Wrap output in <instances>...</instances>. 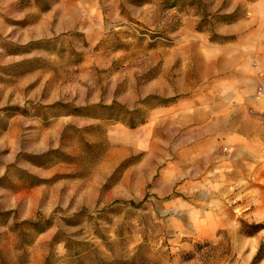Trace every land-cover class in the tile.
<instances>
[{"label":"rangeland","instance_id":"374dc122","mask_svg":"<svg viewBox=\"0 0 264 264\" xmlns=\"http://www.w3.org/2000/svg\"><path fill=\"white\" fill-rule=\"evenodd\" d=\"M253 1L0 0V264H68L64 234L104 264H264L237 195L205 234L159 178L228 105L237 123L239 85L264 91Z\"/></svg>","mask_w":264,"mask_h":264},{"label":"crops","instance_id":"0c3cea01","mask_svg":"<svg viewBox=\"0 0 264 264\" xmlns=\"http://www.w3.org/2000/svg\"><path fill=\"white\" fill-rule=\"evenodd\" d=\"M249 7L251 14L260 12L264 0H255ZM258 46L263 63L259 60L249 73L254 81L262 79L260 84L264 86V36ZM252 91L250 86L239 85L236 89L234 103L241 107L237 123L233 122L228 105L223 121L213 120L212 125L208 124L211 132L193 138L198 144L189 152H195L169 156L165 160V172L159 175L170 189L178 185L184 195L191 192L196 198L197 209L193 214L197 216L193 219L205 234L228 225L230 217L222 215L220 207L227 206L234 195L240 199L237 206L244 211L248 209L252 218H264V119L248 114V110L264 114V91H253L250 95Z\"/></svg>","mask_w":264,"mask_h":264},{"label":"trees","instance_id":"16d2710c","mask_svg":"<svg viewBox=\"0 0 264 264\" xmlns=\"http://www.w3.org/2000/svg\"><path fill=\"white\" fill-rule=\"evenodd\" d=\"M22 224L25 225L27 224L30 225L29 227L35 228L38 231H43L42 230L43 225L41 222L30 221V222H23ZM61 235H63V232L62 230L59 229L53 235L50 244L53 245L57 243ZM63 243H64V248L67 252L66 260L68 264H104L105 263V260L99 258V256L95 254V252H93L92 250H89V252H87L86 247H89V245L84 241L73 239L71 235L64 234ZM260 250H261L260 248L257 249V252L253 257L252 264L259 261L262 254ZM45 264H54L51 255L45 258Z\"/></svg>","mask_w":264,"mask_h":264}]
</instances>
